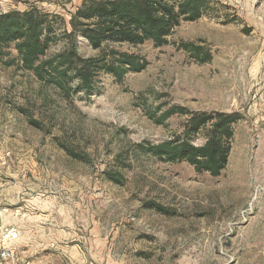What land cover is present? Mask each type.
I'll list each match as a JSON object with an SVG mask.
<instances>
[{"label":"rangeland","instance_id":"rangeland-1","mask_svg":"<svg viewBox=\"0 0 264 264\" xmlns=\"http://www.w3.org/2000/svg\"><path fill=\"white\" fill-rule=\"evenodd\" d=\"M83 1L0 0V14L36 8L61 35ZM119 49L148 66L67 98L0 48V248L1 229L20 233L0 264H264V0H210L168 45ZM192 113L238 116L218 177L140 149L183 138Z\"/></svg>","mask_w":264,"mask_h":264},{"label":"trees","instance_id":"trees-1","mask_svg":"<svg viewBox=\"0 0 264 264\" xmlns=\"http://www.w3.org/2000/svg\"><path fill=\"white\" fill-rule=\"evenodd\" d=\"M209 3L210 0H84L71 17L70 30L65 29L61 35L55 27L56 17L36 8L3 13L0 48L14 45L23 69L70 98L79 91L91 93L102 73L122 82L127 74L145 70L146 59L119 47H136L147 41L158 48L166 46L175 29L183 22L201 19ZM80 39L88 42L95 55L86 57L80 53ZM58 41H63L64 48L47 57L51 45ZM184 48L193 50L203 63L210 59L208 54L201 58L199 49L191 44ZM3 55L0 51V61ZM174 113L186 114L187 110L170 109L165 118ZM237 120L238 116L226 113H192L184 125L183 138L154 145L144 142L140 149L160 161L185 162L198 173L218 177L228 164L232 125ZM203 130L206 142L196 146L190 139ZM111 180H115L113 175Z\"/></svg>","mask_w":264,"mask_h":264},{"label":"built area","instance_id":"built-area-1","mask_svg":"<svg viewBox=\"0 0 264 264\" xmlns=\"http://www.w3.org/2000/svg\"><path fill=\"white\" fill-rule=\"evenodd\" d=\"M3 246L0 248V263L6 261L11 255L10 244L19 238V231L15 228L1 229Z\"/></svg>","mask_w":264,"mask_h":264}]
</instances>
